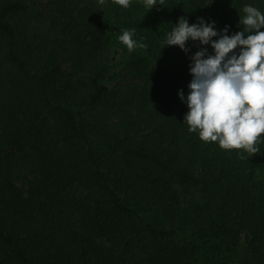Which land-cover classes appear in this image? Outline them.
I'll use <instances>...</instances> for the list:
<instances>
[{"label": "trees", "instance_id": "1", "mask_svg": "<svg viewBox=\"0 0 264 264\" xmlns=\"http://www.w3.org/2000/svg\"><path fill=\"white\" fill-rule=\"evenodd\" d=\"M157 2L0 0V264H264V135L251 156L190 132L179 93L214 51L162 44L264 0Z\"/></svg>", "mask_w": 264, "mask_h": 264}, {"label": "clouds", "instance_id": "2", "mask_svg": "<svg viewBox=\"0 0 264 264\" xmlns=\"http://www.w3.org/2000/svg\"><path fill=\"white\" fill-rule=\"evenodd\" d=\"M113 2L127 9L131 0ZM99 4L104 6L105 0ZM157 4L162 5L157 0H144L149 11ZM243 13L239 21L242 31L231 36L227 26L218 32L214 21L198 18V23L190 25L181 17L162 44L163 48L179 46L185 53L190 51L186 47L189 40L211 45L214 54L202 47L191 56L190 92L186 100L183 90L179 93L189 109L184 123L203 142H218L221 149H243L253 156L259 152L256 145L264 135V14L251 5H245ZM135 31L125 29L119 36L130 53L146 47L133 39Z\"/></svg>", "mask_w": 264, "mask_h": 264}]
</instances>
